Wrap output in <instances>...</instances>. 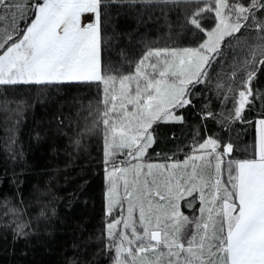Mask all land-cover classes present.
Listing matches in <instances>:
<instances>
[{"label": "snow or ice", "instance_id": "1", "mask_svg": "<svg viewBox=\"0 0 264 264\" xmlns=\"http://www.w3.org/2000/svg\"><path fill=\"white\" fill-rule=\"evenodd\" d=\"M113 3L184 4V24L191 26L194 35L204 33L207 39L196 48L149 49L137 63L135 74L124 75L116 66H106L102 57L104 10ZM0 8L20 10L19 20L13 15L0 34V85H103L104 110L97 118L104 126L107 214L123 201L128 203V216L106 228L107 247L115 251L113 264H264V119L255 122L254 158L228 160L227 181L206 179L203 174L204 167L222 172L224 158L234 151L231 143L221 144L214 138L194 147L193 152L199 154L189 156L183 165L139 162L154 143L153 126L183 122L174 113L191 104L189 86L202 82L212 61L224 56L225 38L238 39L242 29L257 33L256 42L250 45L254 59L245 61L252 68L240 81L238 98L233 97L234 115L229 119H243L250 98L264 99V94L251 87L256 68L264 65V16L258 15L264 10V0H35L30 5L0 0ZM29 8L31 22L20 28ZM85 13L92 14L87 23L82 20ZM209 13H214L215 24L206 28L203 22L211 18ZM152 57L156 62L146 66ZM257 57L261 58L259 65ZM239 71L234 68L232 77ZM222 87L217 84L218 89ZM228 91H233L232 85ZM125 149L137 163L117 168L116 155ZM181 167L178 175L175 170ZM120 181L123 197L118 191ZM194 192L199 193L200 215L190 218L180 210V202ZM194 202L195 197L185 205L191 207ZM137 210L138 221L133 217ZM9 211L18 215L15 208ZM119 224L125 230L117 232ZM29 228V223L17 222L14 235L27 237Z\"/></svg>", "mask_w": 264, "mask_h": 264}, {"label": "trees", "instance_id": "2", "mask_svg": "<svg viewBox=\"0 0 264 264\" xmlns=\"http://www.w3.org/2000/svg\"><path fill=\"white\" fill-rule=\"evenodd\" d=\"M19 2L30 5L35 0ZM107 7L102 29L104 64L116 66L124 75L135 74L137 63L149 51L142 53L145 45L158 35L164 38L168 22L142 19L133 24L129 20L131 35L124 36L122 30L127 31V27L117 25L113 12L121 6ZM30 12L31 8L19 23L20 28L31 22ZM13 15L19 20L20 10L9 12L0 8V34L9 27ZM258 15L264 16V10ZM207 16L211 18L203 23L211 28L215 24L214 13ZM179 27L180 31L188 28L182 24ZM155 29L162 33L157 38L152 36ZM237 36L238 39L225 38L224 56L212 61L201 83L189 86L191 104L175 111L183 122H160L153 126L154 143L140 161L184 163L195 154L194 147L214 138L234 147L216 176L224 182L228 179V160L254 158L255 122L264 118V99L250 98L252 103L243 111V119L229 116L234 115L233 97L238 98L240 81L246 78V70L252 68L245 61L254 59L250 45L256 42L257 33L242 29ZM141 44L143 49H139ZM255 59L259 65L261 58ZM155 62L152 57L145 65ZM237 67L240 71L232 77ZM146 70L152 72L150 67ZM218 83L223 87L218 89ZM229 85L232 92L228 91ZM251 87L264 94V65L256 68ZM102 99L103 85L97 83L0 85V264H113L115 251L107 247L106 228L115 215L106 211L104 126L97 118L104 110ZM125 157V150L118 152L115 166L122 164ZM193 197L195 202L187 207L185 202ZM180 203L184 215H200L197 192L192 197L186 195ZM12 208L17 209L18 215L9 211ZM17 222L30 224L27 237L14 235Z\"/></svg>", "mask_w": 264, "mask_h": 264}, {"label": "rangeland", "instance_id": "3", "mask_svg": "<svg viewBox=\"0 0 264 264\" xmlns=\"http://www.w3.org/2000/svg\"><path fill=\"white\" fill-rule=\"evenodd\" d=\"M114 5H120L121 7L119 9H114V13L116 14V19H117V25L119 24L121 27H127L130 26L131 24L128 22L129 20L131 22H133V24L135 23H140V20L142 19H146L147 21L150 20H156V21H166L168 22V26L165 29V33H164V38L163 36L158 35L161 30H158L159 32H157V29H155L156 31L153 32L152 36H155L154 38H157L156 35H158V38L154 41H149L146 45L144 50L142 51L145 52L149 49H164V48H168V49H175L176 47L179 46V49H184V48H196L199 46L200 43L203 42L204 39H207V36L204 33H199L198 35H194L191 26H188L187 31H183V29L180 31L179 24L184 25V27L186 26L184 24L185 21V8L187 7L184 4L181 3H175V4H164V3H151V4H144V3H136V4H127V3H113V4H109L107 9H110V6H114ZM203 6V5H201ZM82 20L87 23L89 21L92 20V14H82ZM154 22V21H152ZM177 26V27H175ZM118 27H116L117 29ZM186 28V27H185ZM163 29V31H164ZM123 35H131L130 32V28L127 27V31L122 30ZM155 33V34H154ZM162 34V33H160ZM124 35V36H126ZM128 35V36H129ZM176 36H179V39L176 38ZM143 44H141L139 47V49H143ZM103 55V52H102ZM175 114V113H174ZM176 115V114H175ZM264 119V118H261ZM259 120V119H258ZM257 133V131H256ZM257 135V134H256ZM128 150L125 149V152L127 153ZM195 154H199V153H195ZM194 155V154H193ZM143 160V159H142ZM140 161V163L145 164L143 161ZM122 161H125L124 164H120L117 165V168L120 167H130L131 165L137 163V161L134 159L133 156H127L125 158H123ZM180 164L183 165V163H178V162H168L166 164ZM198 164L200 162H197ZM153 164V163H151ZM213 166L215 165L214 162L212 161ZM116 167V166H115ZM146 171V169H145ZM176 173L179 175L182 171L183 168H178L175 170ZM192 171V166H191V162H189L188 167H187V172H191ZM203 174L205 176V178H209L211 176V178L213 180L217 179V173L212 169V168H207L204 167L203 168ZM129 179H131V177H129ZM141 179L143 180L144 177L142 176ZM150 179V178H149ZM108 186V185H107ZM118 191L121 195V197H123L124 195V189H123V182L120 181L118 183ZM186 196V195H185ZM197 197L199 199V193L197 192ZM158 200V197L153 199V202L155 203ZM200 200V199H199ZM127 208H128V203L127 201H123L121 205H117L114 209H113V214L115 215V217H113V221L114 220H120L122 219V217H127L128 216V212H127ZM134 219H136L138 221V217H139V213L138 210L136 212H134L133 214ZM125 230L123 227V224H119L116 226V231H122ZM128 231V234L130 235V229L126 230ZM142 231V229H141Z\"/></svg>", "mask_w": 264, "mask_h": 264}, {"label": "crops", "instance_id": "4", "mask_svg": "<svg viewBox=\"0 0 264 264\" xmlns=\"http://www.w3.org/2000/svg\"><path fill=\"white\" fill-rule=\"evenodd\" d=\"M256 131H257V125H256ZM257 134V133H256ZM256 140H257V135H256Z\"/></svg>", "mask_w": 264, "mask_h": 264}]
</instances>
